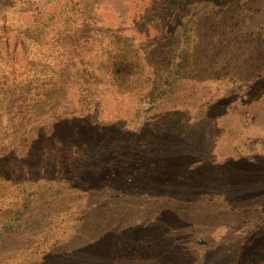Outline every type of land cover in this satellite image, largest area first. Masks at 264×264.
<instances>
[{"label":"rangeland","instance_id":"obj_1","mask_svg":"<svg viewBox=\"0 0 264 264\" xmlns=\"http://www.w3.org/2000/svg\"><path fill=\"white\" fill-rule=\"evenodd\" d=\"M160 2L1 0L0 264H264L256 241L234 256L223 249L244 244L262 209L253 190L264 187V0L248 1L240 26L219 28L210 9L175 35L155 28ZM175 13L183 21L186 11ZM174 78L165 103L194 110L211 94L213 121L164 138L172 120L158 100L140 132V101ZM133 131V146L83 160ZM183 172L180 188L207 179L190 205L161 194ZM225 175L211 190L209 177Z\"/></svg>","mask_w":264,"mask_h":264},{"label":"trees","instance_id":"obj_2","mask_svg":"<svg viewBox=\"0 0 264 264\" xmlns=\"http://www.w3.org/2000/svg\"><path fill=\"white\" fill-rule=\"evenodd\" d=\"M202 0H161L160 3H162V9H163V13L165 14V17H163V13L160 15L162 16V20L157 19V22L154 23L155 25H158L157 27H155L158 31L164 33L167 30V27H172L174 26L173 30L175 32H172V35H175V33L179 32L180 34H182L184 31L182 30V28L185 27V19L186 17H189L193 15V13L198 14L200 11H207V10H216L213 12H218V14L220 15L221 21L219 23V28H226L227 22L229 19H232V27L235 26H240V23L243 22L240 20V18L243 17V14L247 13L248 8H247V3L249 0H214V5H205V1L204 3H201ZM1 2V0H0ZM241 3V4H240ZM208 8V9H207ZM241 10V11H240ZM176 11L182 13L183 11H186V14L183 16V21H180V23H178L179 21H177V23H174V16L177 14L175 13ZM160 14V13H159ZM158 14V15H159ZM180 15V14H178ZM241 21V22H240ZM153 25V26H155ZM199 25H197L195 23L194 28H198ZM176 27V28H175ZM192 28L191 32H194L195 29ZM198 32L200 29H197ZM234 40H237L234 38ZM183 42V40H181V43ZM129 68H126V63H119L116 68H120V69H129L130 71H134L135 69V65H133L132 63L128 65ZM118 81H120L123 84H127V82L123 79V76L120 75ZM171 83H163L164 87L163 89H159L154 95H152L154 97V101L153 98H146V99H142L140 101V104L142 106L141 111L138 113V116L136 117L138 119V127L137 129L140 130V132L142 131V129L147 128L146 127V117L143 114V111L149 109V107L151 106L152 102L156 103L158 100L161 101V103L165 104V108H164V112L171 115V120L172 123L170 124L167 123L169 126L166 128H160L158 129V131L160 132L161 136L164 138H173L175 136H178L177 134H175L176 129H181L183 127H193L195 125H199L202 126L200 129L202 130L204 128V123L205 121H213L211 119H209V115H212L213 112V107L214 105L217 104V102L213 99H211L212 95L202 92L201 95V101H197L200 102V105L198 106V108H195L194 110H190L187 106V104H175V105H168L167 103H165L166 100V96L169 95V91L167 90V88H169L170 86H172L175 82V78L173 81H170ZM163 112V113H164ZM164 113V114H165ZM213 118V115H212ZM181 121V123H180ZM170 127H172L173 129H171ZM211 129L208 130L206 127V131H205V135H206V141H208V139L210 138L212 131V128L214 127V124H212V126H209ZM184 129V128H183ZM199 130V129H198ZM184 132V131H182ZM186 135V132H185ZM137 135L135 134V132L133 131L132 134L124 136L122 133H118V136L114 139H112L110 142L106 143H101V146L96 147L95 150L93 151V154L91 157H86L85 159H83L85 162L89 161L92 162V160H99L100 158L103 157V155H110L112 152L115 151H121L126 149L127 147H131L133 146V142L135 140V137ZM171 144H167L164 145V149L165 148H169L171 147ZM188 150V149H187ZM176 149L175 147H173L172 149H170L169 153H175ZM196 152V151H195ZM195 155V154H194ZM93 157V158H92ZM199 158V157H197ZM195 158V159H197ZM203 158V157H200ZM198 160V159H197ZM191 163V161H189ZM221 172V171H220ZM187 175L186 173H181L180 175V182H179V186H174L172 188V186L174 185L173 183H171V181H168L167 184H165L164 186H162L161 189V194L164 195L165 197H170L172 195V193H174V191H177L180 194L179 198H185V197H189V199L186 201V204L190 205L195 196L199 193L200 188H197L196 185H202L205 183V181H207L206 176H202L200 177V182L199 181H193L191 184L193 185H189L187 187H182L180 188L181 184L183 183V181L186 179ZM81 178H80V174L77 172L74 174L73 178L70 180L71 184H76L78 182H80ZM209 183L211 187V190H217L221 185H225L228 184V178L227 175L223 176L222 178L218 180L216 179H212L209 177ZM169 186V188H168ZM214 193V192H212ZM215 194H219L218 196V201H223V196L219 193V192H215ZM253 195H255V198L257 197L259 200L261 199V208L260 209V213L259 215H253L250 219V222L247 223V227H248V236L247 238H244V244L239 243V241L234 240L232 243L233 245L227 247H224V253L225 254H229V255H233L231 250H236L239 249L240 246H242L241 249L246 250L247 248L251 247L254 242L255 245L252 246V248H255L256 251H259L264 249V187L262 188H258L256 187L253 190ZM166 197V198H167ZM180 200V199H178ZM181 201V200H180ZM213 201H215L213 199ZM178 207V205H176V208ZM214 208H218L219 205L217 204V202H215L213 204ZM257 232H260V234H258ZM258 234V235H256ZM242 235V234H241ZM252 235H254V239L253 237H251ZM256 235V236H255ZM246 240H251L250 243L246 244ZM254 249V251H255ZM254 251L252 253H254ZM260 256H262L263 251L259 252ZM234 256V255H233ZM249 264V263H247Z\"/></svg>","mask_w":264,"mask_h":264}]
</instances>
